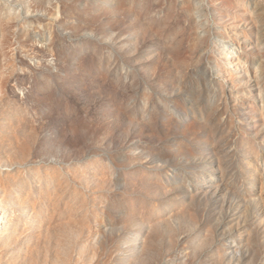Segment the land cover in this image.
<instances>
[{"label": "rangeland", "instance_id": "1", "mask_svg": "<svg viewBox=\"0 0 264 264\" xmlns=\"http://www.w3.org/2000/svg\"><path fill=\"white\" fill-rule=\"evenodd\" d=\"M0 264H264V0H0Z\"/></svg>", "mask_w": 264, "mask_h": 264}]
</instances>
